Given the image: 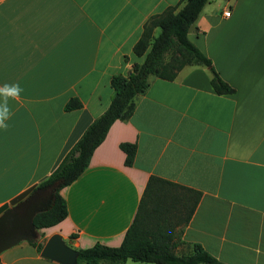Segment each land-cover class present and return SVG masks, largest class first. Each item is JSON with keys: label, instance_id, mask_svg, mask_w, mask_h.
Listing matches in <instances>:
<instances>
[{"label": "crops", "instance_id": "0c3cea01", "mask_svg": "<svg viewBox=\"0 0 264 264\" xmlns=\"http://www.w3.org/2000/svg\"><path fill=\"white\" fill-rule=\"evenodd\" d=\"M178 2L0 0V87L23 89L0 128V204L54 170L107 108L112 74L143 60L133 44L144 22ZM188 36L234 91L217 92L206 65H185L173 79L151 74L130 117L110 125L88 166L60 189L67 215L38 230L52 228L75 248L118 245L157 175L201 193L177 252L198 242L226 264H264V0H208ZM71 97L82 106L66 109ZM123 141L136 142L132 164ZM0 264L61 263L21 240L0 252Z\"/></svg>", "mask_w": 264, "mask_h": 264}, {"label": "trees", "instance_id": "16d2710c", "mask_svg": "<svg viewBox=\"0 0 264 264\" xmlns=\"http://www.w3.org/2000/svg\"><path fill=\"white\" fill-rule=\"evenodd\" d=\"M208 0H179L162 11L153 13L144 22L139 38L133 44L141 62H134L127 74L116 72L110 78L112 94L107 108L96 116L68 149L54 170L37 183L45 186L58 181L50 207L34 216L36 228L49 227L67 215V203L60 189L76 179L88 166L96 146L104 139L116 119H128L139 94L145 92L151 74L173 79L185 65L208 66L213 88L233 92L212 60L190 39L188 30ZM182 3L181 7L178 5ZM155 27L159 32L154 33ZM82 106L78 97H71L66 109ZM125 163L132 164L136 142L123 141ZM200 191L172 180L151 175L144 188L135 216L118 245L95 242L76 247L77 264H125L127 259L151 264H226L198 242H187L189 249L177 252L184 225L189 221L200 197ZM45 241V239H44ZM41 250L44 242L30 241Z\"/></svg>", "mask_w": 264, "mask_h": 264}, {"label": "water", "instance_id": "95a60500", "mask_svg": "<svg viewBox=\"0 0 264 264\" xmlns=\"http://www.w3.org/2000/svg\"><path fill=\"white\" fill-rule=\"evenodd\" d=\"M57 186V180L45 186L32 183L0 204V252L21 240L37 239L34 216L51 206ZM40 254L61 264H77L78 250L59 232L46 238Z\"/></svg>", "mask_w": 264, "mask_h": 264}, {"label": "clouds", "instance_id": "9594fccd", "mask_svg": "<svg viewBox=\"0 0 264 264\" xmlns=\"http://www.w3.org/2000/svg\"><path fill=\"white\" fill-rule=\"evenodd\" d=\"M23 89L17 84H5L0 87V97H2V103H0V128L7 130L8 125L6 121L10 118L12 110L9 106V100L21 103V93Z\"/></svg>", "mask_w": 264, "mask_h": 264}, {"label": "rangeland", "instance_id": "374dc122", "mask_svg": "<svg viewBox=\"0 0 264 264\" xmlns=\"http://www.w3.org/2000/svg\"><path fill=\"white\" fill-rule=\"evenodd\" d=\"M54 229H52V228H47V229H40V230H38L37 231V236H36V238L37 239H40V238H46V237H48L49 236V234H51V233H53V232H55V231H53ZM53 231V232H52Z\"/></svg>", "mask_w": 264, "mask_h": 264}, {"label": "built area", "instance_id": "2783aa9c", "mask_svg": "<svg viewBox=\"0 0 264 264\" xmlns=\"http://www.w3.org/2000/svg\"><path fill=\"white\" fill-rule=\"evenodd\" d=\"M230 13H231V10L229 8L224 11V14L226 16L230 15Z\"/></svg>", "mask_w": 264, "mask_h": 264}]
</instances>
